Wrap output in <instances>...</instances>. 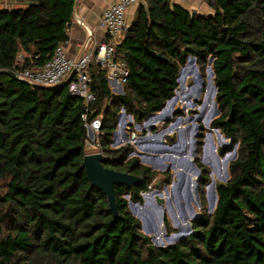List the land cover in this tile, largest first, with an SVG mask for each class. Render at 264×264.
Here are the masks:
<instances>
[{
	"label": "trees",
	"instance_id": "obj_1",
	"mask_svg": "<svg viewBox=\"0 0 264 264\" xmlns=\"http://www.w3.org/2000/svg\"><path fill=\"white\" fill-rule=\"evenodd\" d=\"M203 1L209 14L170 0L139 5L117 46V57L130 70L123 93L112 91L98 65L89 69L97 96L89 119H102L100 152L109 158L103 164L141 178L115 185L118 215L82 168L88 140L83 99L71 94L68 84L35 86L0 74V264H264V0ZM15 2V8H0V71L52 60L68 40L76 4ZM189 56L201 71L213 58L220 116L212 127L233 140L230 151L237 146V157L229 164L228 180L216 184L211 214L205 198L211 172L200 156L194 158L201 171L202 212L191 222L189 236L157 246L129 200L143 202L142 193L161 172L130 155L131 144L112 145L121 110L138 124L161 111L175 95ZM226 152L220 149L221 155ZM162 174L159 187L170 183L171 173ZM164 222L170 232L166 216Z\"/></svg>",
	"mask_w": 264,
	"mask_h": 264
},
{
	"label": "rangeland",
	"instance_id": "obj_2",
	"mask_svg": "<svg viewBox=\"0 0 264 264\" xmlns=\"http://www.w3.org/2000/svg\"><path fill=\"white\" fill-rule=\"evenodd\" d=\"M209 10H211L210 7ZM210 63L212 65L213 58H209L208 65ZM208 65L202 73L203 71L198 65L196 67L190 60H187L186 69L182 72L175 92V95H178V100L171 107L172 116L167 114L170 109L167 107L163 112L166 115L163 119L155 120L152 118L156 117L152 116L145 119L148 121L146 125L149 126H145V121L142 124L134 123V120L129 116L121 118L118 122V135H114L113 148L131 144L134 147V153L130 155L140 157L142 163L161 172L150 184L149 191L142 193L144 201L139 202L137 205L139 207L135 206L138 216L133 214L140 219L141 223L144 222L147 231H149L147 233L142 229L146 234L159 239V246L171 245L185 239L187 223L192 222L202 212L203 207L199 194L201 174L198 175L194 169L192 158L200 156L203 164L207 165L211 172V180L205 187L207 214L213 213L217 205L214 194L216 184L227 179L229 164L233 161L230 158L234 153V149L230 151L234 145L233 140L227 138L219 129L212 127V121L220 116V112L216 105V85L214 81L212 84L210 83ZM122 111L123 109L121 113ZM179 117H183V120L177 126L168 129ZM153 126L156 130L152 129ZM201 128L204 129V136L202 137V154L199 155L196 152V146ZM155 133L162 134L156 137ZM119 140H123V142ZM222 148H226L225 155L220 153ZM98 152L100 149L94 145L92 137H88L86 155ZM144 158L147 160L143 161ZM228 159L229 162H227ZM165 171L171 173L170 183L165 185L167 190L162 184V187L158 185V180L165 179V175L162 174ZM157 191L162 193L159 196L163 197V203L158 202ZM126 197L128 200L130 199L129 196ZM193 210L195 214H193ZM165 216L169 219L172 227L170 232L165 227ZM180 231L184 233V238L173 240L168 237Z\"/></svg>",
	"mask_w": 264,
	"mask_h": 264
},
{
	"label": "built area",
	"instance_id": "obj_3",
	"mask_svg": "<svg viewBox=\"0 0 264 264\" xmlns=\"http://www.w3.org/2000/svg\"><path fill=\"white\" fill-rule=\"evenodd\" d=\"M137 1L113 0L103 12L100 21L104 38L99 42L86 45L87 48L81 56L71 57L63 44H60L52 60L46 65L29 67L16 72L19 79L35 86H59L69 80L68 86L71 94L83 99L85 105L83 120L86 122L88 137H92L94 145L99 149L98 137L102 127V119L100 116L92 120L89 119L90 114L95 112L93 106L97 101L96 94L91 90L89 69L92 64L98 65L102 70H105L112 91L116 94L123 93L130 70L126 61L117 57L116 52L117 46L122 42L130 27L126 20L127 11ZM76 22L78 24L83 23L80 18ZM20 58H22L21 55ZM125 123H127V120H125Z\"/></svg>",
	"mask_w": 264,
	"mask_h": 264
},
{
	"label": "water",
	"instance_id": "obj_4",
	"mask_svg": "<svg viewBox=\"0 0 264 264\" xmlns=\"http://www.w3.org/2000/svg\"><path fill=\"white\" fill-rule=\"evenodd\" d=\"M159 57H162V56L159 54ZM188 60H190L197 67V59L195 57L189 56ZM211 61H212V59H211ZM208 68L210 70V81H211L210 83L212 84L213 81H214V70L212 68L211 63L208 65ZM184 69H186V66L181 68L179 76H178V80L181 78V75H182V72H183ZM1 73H7V74L11 75L12 77L19 79L18 76H17V73L15 71H13V70H2V71H0V74ZM68 81H66V82H64V83H62L60 85L68 84ZM202 82L204 83L203 80H202ZM215 89H216V93H217V87L216 86H215ZM175 96L176 95H174L173 97H171L167 101L166 105L163 107V109L161 111H159L158 113H154V114L149 115L147 117V119L149 117H151V116L152 117H156L158 119L159 118L163 119L166 116L165 114H163V112L167 109V107L168 108L170 107V109L168 110V113H167L168 115H170L171 114V107L176 104V100L173 101ZM216 105H217V103H216ZM128 116L132 119V116L126 114L125 110H123L122 113L119 115V121H120L121 118H127ZM170 116H172V114ZM181 120H183V117L177 118L172 123L173 125H170V127L168 129H172L174 126H177ZM146 122L147 121H145L144 123H146ZM118 132H119V130L117 129L115 131L114 135H118ZM161 134L162 133H155V136L159 137ZM174 145H176V144H174ZM236 157H237V146L234 148V153H233L232 157H230V158H232V160H234V159H236ZM107 159H109V158L107 156H105L101 152H98L96 154L86 155L85 159H84V162L82 164V168H84L86 170V172H87V174H88V176H89V178L91 180V185L92 186H97L98 188L102 189L108 195L111 209H112V211L114 212L115 215H118V208H117V203H116L115 185L116 184L133 185V184H136V183L140 182L141 178L138 177V176H135L133 174L127 173V172H120V171L113 170V169L105 167L103 163ZM229 159L227 160V162H229ZM142 160L145 161L147 159L144 158ZM192 162H193L194 169L196 170L197 174L200 175L201 171L197 167V165L194 162L193 158H192ZM228 178H229V173L227 172V179H224V180L227 181ZM167 189H168L167 186H165V190H167ZM156 193H157L158 202L159 203H163L164 199L161 198V196H158L159 194H162V193L160 191H157ZM214 194L216 196L215 202H217L218 195H217L216 188L214 189ZM135 205H139V203L138 202H134L132 200L129 201V207L132 210L131 212L134 215L138 216L136 214V212H133V207ZM193 214H195L194 210H193ZM195 219H196V217H195ZM142 229L144 231H146L147 233H149V231H147V228L145 227V224H144L143 221H142ZM191 233H192L191 222H188L185 234L187 236H189ZM183 235H184V233H182V231H180L177 234H172L171 236H168V237L172 238L173 240H177L179 238H184L185 236L183 237ZM152 240L157 246H159V239L157 237L153 236Z\"/></svg>",
	"mask_w": 264,
	"mask_h": 264
},
{
	"label": "crops",
	"instance_id": "obj_5",
	"mask_svg": "<svg viewBox=\"0 0 264 264\" xmlns=\"http://www.w3.org/2000/svg\"><path fill=\"white\" fill-rule=\"evenodd\" d=\"M170 1L172 3L181 4L189 10H196L200 13L209 14L211 12L209 6L203 0ZM112 2L113 0H76L73 19L67 30L68 40L63 43V46L71 57L81 56L87 48L86 45L99 42L104 38V31L100 27V21L103 12ZM140 4H146L145 0H138L135 5L128 9L126 20L129 25L132 24L135 13ZM15 7V0H0V8ZM79 18L83 21L82 24L76 22ZM20 55L22 58L19 60H23L24 53H21ZM152 119L156 120V118ZM146 123H144L145 126H149L146 125ZM121 125H123V122H121ZM153 128H155V126H153L152 129ZM119 141L123 142V140Z\"/></svg>",
	"mask_w": 264,
	"mask_h": 264
},
{
	"label": "bare ground",
	"instance_id": "obj_6",
	"mask_svg": "<svg viewBox=\"0 0 264 264\" xmlns=\"http://www.w3.org/2000/svg\"><path fill=\"white\" fill-rule=\"evenodd\" d=\"M183 71H184V70H183ZM181 77H182V75H181ZM180 79H181V78H180ZM180 79H179L178 81H180ZM177 97H178V95L176 94V96L174 97L173 101H175V100L177 101V100H178ZM208 106H209V105H208ZM205 107H207V106H205ZM156 119H157V118H156ZM163 136H164V135H163ZM188 157H190V156H188ZM224 158H225V157H224ZM189 160H190V159H189ZM174 186H175V185H174ZM174 186H173V188H174ZM173 188H172V189H173ZM158 196H159V195H158ZM161 197H162V196H161ZM162 198H163V197H162ZM135 206H136V208L139 207V206H137V205H135ZM135 206L133 207L134 212H136V211H135ZM136 214H137V213H136Z\"/></svg>",
	"mask_w": 264,
	"mask_h": 264
}]
</instances>
